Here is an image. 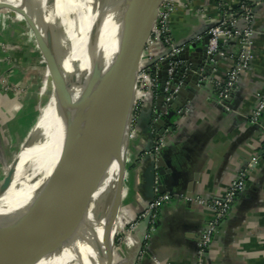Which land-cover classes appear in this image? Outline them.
Segmentation results:
<instances>
[{"label":"crops","instance_id":"1","mask_svg":"<svg viewBox=\"0 0 264 264\" xmlns=\"http://www.w3.org/2000/svg\"><path fill=\"white\" fill-rule=\"evenodd\" d=\"M218 4L234 8L236 0H180V9L171 19L173 40L181 42L204 23L218 20ZM199 7L205 10L204 17L199 14ZM255 9L254 59L241 73L230 94L231 101L220 102L215 85L233 65V59L228 57L216 64L210 81L182 111L168 138L165 157L173 167L171 201L160 207L155 228L151 229L137 264H199L198 243L211 214L186 198L210 202L224 196L253 158L257 164L247 175L244 191L220 222L200 263L264 264V112L258 124L250 123L257 95L264 93L263 0L258 1ZM225 51L229 56L236 55L238 47L231 44ZM137 145H141L139 139ZM135 173H130V188L122 199V228L145 202L140 194L141 181ZM114 252V264H126L132 255L127 242H121Z\"/></svg>","mask_w":264,"mask_h":264},{"label":"water","instance_id":"2","mask_svg":"<svg viewBox=\"0 0 264 264\" xmlns=\"http://www.w3.org/2000/svg\"><path fill=\"white\" fill-rule=\"evenodd\" d=\"M162 1L118 0L123 20L114 35L115 52L111 57H106L105 49H99L98 42L92 95L84 113L86 118L82 134L80 138L73 139V131L70 129L62 135V126L56 124L52 134H57V137H62L64 141H74V144L58 159L41 186L31 191L28 199L23 198L17 202L18 204L23 202L21 207H37L53 203L101 177L120 134L132 92L135 90L144 47L153 30ZM107 7L108 4L103 5L101 12L99 28L101 44L105 43L107 36L105 29ZM45 12L53 38L57 37L62 42L64 38L61 35L59 21L51 10L46 8ZM215 25V22L204 23L181 42L174 40L171 48L157 54L144 64L145 67L150 68L152 74L156 75L158 90L152 101L142 104L134 127V136L141 141V145L133 148L135 154L132 155V162L134 161L136 168L131 169L130 172L133 175L137 172L141 181L140 194L145 202L131 221H135L137 216L147 210L155 196L171 195L170 176L173 167L165 157L166 144L177 119L182 116V111L192 102L195 94L206 87L216 64L222 60L219 55L207 54V46L211 38L208 31ZM174 49H180V51L172 54ZM52 57L50 58V73ZM171 68L173 70L169 74ZM168 82L169 84L166 85ZM61 89L67 90L66 82L57 86V92H61ZM175 89L177 91L173 94V98L166 102L165 99ZM230 99L231 96L223 103H229ZM132 109L133 106L130 108V120ZM160 139L165 145L156 155H153L154 143ZM38 140H34L28 148H34ZM20 154L21 152L18 153L9 172L0 182V210L4 209L7 202L5 199L15 184ZM35 156L36 154H32L31 157ZM31 157L26 159L23 169L29 170L28 161ZM123 167L125 169V165ZM28 174L26 178L23 177L21 183L26 185ZM21 183L18 184L16 190L23 188ZM121 189L122 178L119 181V190ZM10 205L13 207L14 204ZM3 219L4 216L0 214V223ZM150 219L151 213H148L135 228L132 237V255L126 264H137L140 253L145 249L146 236L151 228H155V222L150 225ZM117 221L116 212L111 218L110 228L105 237L102 264H113ZM17 244L20 246L22 243ZM42 253L33 255L30 262L33 263ZM25 263L31 264L27 261Z\"/></svg>","mask_w":264,"mask_h":264},{"label":"bare ground","instance_id":"3","mask_svg":"<svg viewBox=\"0 0 264 264\" xmlns=\"http://www.w3.org/2000/svg\"><path fill=\"white\" fill-rule=\"evenodd\" d=\"M15 1L0 0V7ZM36 1L44 10L47 8L53 12L64 39L61 42L55 37L61 58L51 59L53 95L41 111L40 128L33 138V141L39 139L37 145L28 149L24 162L32 154L36 156L28 161L29 170L22 166L18 172V184L27 173L28 183H21L22 189L9 193L4 209L0 210L4 216L0 223V264H23L26 261L31 264H102L105 237L116 212L115 233L123 230L120 219L122 199L132 178L123 165L128 161L129 149L134 148L133 138L129 137V115L137 97L135 90L101 177L47 205L21 207L23 202H17L28 199L31 191L46 180L58 159L73 146L74 141H64L52 134L56 124L62 126V135L71 129L73 139L80 138L86 118L84 113L92 95L98 42L99 49L104 48L106 57H111L115 52L114 35L121 26L123 13L118 0ZM105 4H108L107 36L105 43L101 44L99 28ZM64 82L67 90L57 92V86ZM121 178L122 189L119 190ZM38 252L43 253L30 262Z\"/></svg>","mask_w":264,"mask_h":264},{"label":"rangeland","instance_id":"4","mask_svg":"<svg viewBox=\"0 0 264 264\" xmlns=\"http://www.w3.org/2000/svg\"><path fill=\"white\" fill-rule=\"evenodd\" d=\"M57 45L48 16L38 1L17 0L0 7V182L21 152L10 194L17 191L18 172L39 131L42 108L53 95L50 58H61ZM137 110L132 109L129 122V137L135 140V146L138 138L132 133V119ZM134 154L131 147L124 164L128 175L134 166ZM123 231L117 233L115 251L119 250L117 239L123 237Z\"/></svg>","mask_w":264,"mask_h":264},{"label":"built area","instance_id":"5","mask_svg":"<svg viewBox=\"0 0 264 264\" xmlns=\"http://www.w3.org/2000/svg\"><path fill=\"white\" fill-rule=\"evenodd\" d=\"M259 0H236L237 10L234 8H228L225 4H218L215 8L218 12V20L215 21L216 25L208 31L211 35L207 46V54L219 55L221 59H227L231 57L233 65L221 81H216V88L218 93V99L220 102H224L230 97L232 90L235 88L241 73L251 66L254 55V36L256 34L255 27L257 12L255 6ZM264 5V0H263ZM180 9V0H163L157 18L151 32L149 39L147 40L144 51L142 54V60L139 67V71L136 77L135 91L137 97L133 103V109L135 111V117L132 119L136 123V119L139 115L141 106L145 102H150L154 99L158 90V79L155 74L150 72V68L145 67L144 64L154 58L157 54L162 53L164 50L171 48L174 44L173 37L171 35V19L175 13ZM198 12L204 17L205 10L198 8ZM236 45L238 52L236 55H228L225 51L229 45ZM180 49H174L172 54H176ZM158 68V67H157ZM173 68L169 70L171 74ZM166 83V85H168ZM174 90L165 100L170 101L173 98ZM264 112V93L257 95V102L254 110L250 116V123L256 125L259 122L260 117ZM134 135V131L132 132ZM162 139L154 143L152 154L156 155L159 150L164 147ZM264 150V144H263ZM257 164V159L253 158L248 165V169L239 174V176L229 185L224 196L215 198L210 202L204 200L186 198V201H194V203L204 206L211 214L210 219L207 221L206 226L202 232L198 243V258L199 264L202 262L200 258L203 253L212 243L213 237L217 232V228L221 221H223L231 210V207L237 197L244 191L246 178L250 170ZM171 201V196L168 194H162L155 196L151 204H149L147 210L141 215L137 216L135 221H130L123 231V237L117 239V243L127 242L128 246H132L133 232L138 223L142 221L148 213H151L150 225L155 222V217L160 207ZM124 229V228H123ZM152 229V228H151ZM149 230V233L151 231ZM149 233L146 236V240L149 238ZM144 250V249H143ZM140 253V256L143 253ZM201 262V263H200Z\"/></svg>","mask_w":264,"mask_h":264},{"label":"trees","instance_id":"6","mask_svg":"<svg viewBox=\"0 0 264 264\" xmlns=\"http://www.w3.org/2000/svg\"><path fill=\"white\" fill-rule=\"evenodd\" d=\"M234 10L236 11L237 10V7H234Z\"/></svg>","mask_w":264,"mask_h":264}]
</instances>
